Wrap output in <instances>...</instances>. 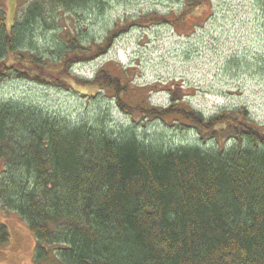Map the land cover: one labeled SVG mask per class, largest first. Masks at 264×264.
<instances>
[{"label": "trees", "instance_id": "1", "mask_svg": "<svg viewBox=\"0 0 264 264\" xmlns=\"http://www.w3.org/2000/svg\"><path fill=\"white\" fill-rule=\"evenodd\" d=\"M103 1L32 0L11 24L0 6V82L74 86L52 74L102 47H86L72 29L40 45L47 40L41 32L58 31L59 9ZM179 1L185 13L207 0ZM257 1L264 14V0ZM125 78L103 67L85 82L126 114L171 118L213 142L168 147L132 127L110 128L108 116L74 125L27 103L0 101V207L34 234V263L264 264V125L246 108L206 116L187 101L131 102ZM8 240L0 224V245Z\"/></svg>", "mask_w": 264, "mask_h": 264}, {"label": "rangeland", "instance_id": "2", "mask_svg": "<svg viewBox=\"0 0 264 264\" xmlns=\"http://www.w3.org/2000/svg\"><path fill=\"white\" fill-rule=\"evenodd\" d=\"M31 1L0 0V6L11 24ZM87 6L59 9L58 31L41 32L47 40L40 45L52 46L61 32L72 29L83 33L86 47H102L62 74H52L74 86L9 78L0 82V101L27 103L74 125L108 116L110 128L132 127L140 137L168 147L213 142L171 118L122 112L111 95L85 82L106 67L126 77L131 102L143 98L167 107L173 100L187 101L206 116L246 108L264 125V14L257 0H207L185 13L179 0H104L103 6ZM48 54L55 59L54 51ZM0 224L9 232L8 242L0 245V264H35L37 241L26 222L0 207Z\"/></svg>", "mask_w": 264, "mask_h": 264}]
</instances>
